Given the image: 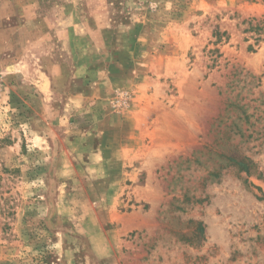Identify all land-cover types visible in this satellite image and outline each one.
I'll return each instance as SVG.
<instances>
[{
	"label": "rangeland",
	"instance_id": "374dc122",
	"mask_svg": "<svg viewBox=\"0 0 264 264\" xmlns=\"http://www.w3.org/2000/svg\"><path fill=\"white\" fill-rule=\"evenodd\" d=\"M0 71V264H264V0H0Z\"/></svg>",
	"mask_w": 264,
	"mask_h": 264
},
{
	"label": "crops",
	"instance_id": "0c3cea01",
	"mask_svg": "<svg viewBox=\"0 0 264 264\" xmlns=\"http://www.w3.org/2000/svg\"><path fill=\"white\" fill-rule=\"evenodd\" d=\"M22 78V77H20ZM37 82V81H36ZM40 83L41 85H44L45 83V79H40ZM38 85V82H37ZM42 90L43 87H40ZM46 91L43 92V95H46ZM106 136H105V140H106ZM126 138H128V140L126 141L125 145L123 146V148L121 150L118 151V153H120V158H122V172L124 173H129L131 175H135L136 173H138V170L140 169H144V167H147L146 165H144L143 162H140L139 164H135L134 163V158H135V145L137 142V136H135L134 134H130L128 135ZM107 145H109V148L112 147L110 143H106ZM126 147V148H125ZM146 155V153H141L140 157H144ZM115 200H118V196L114 195L113 196V202H115ZM138 214L137 212H135V210H131L128 212L129 216H134Z\"/></svg>",
	"mask_w": 264,
	"mask_h": 264
},
{
	"label": "trees",
	"instance_id": "16d2710c",
	"mask_svg": "<svg viewBox=\"0 0 264 264\" xmlns=\"http://www.w3.org/2000/svg\"><path fill=\"white\" fill-rule=\"evenodd\" d=\"M228 105H226L227 107ZM226 154V153H225ZM228 158L234 163L238 162L241 166H243L246 171H248V166L243 161H238V159L235 156L228 155Z\"/></svg>",
	"mask_w": 264,
	"mask_h": 264
},
{
	"label": "built area",
	"instance_id": "2783aa9c",
	"mask_svg": "<svg viewBox=\"0 0 264 264\" xmlns=\"http://www.w3.org/2000/svg\"><path fill=\"white\" fill-rule=\"evenodd\" d=\"M3 85V76H2V73L0 71V88L2 87Z\"/></svg>",
	"mask_w": 264,
	"mask_h": 264
}]
</instances>
